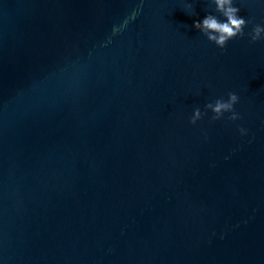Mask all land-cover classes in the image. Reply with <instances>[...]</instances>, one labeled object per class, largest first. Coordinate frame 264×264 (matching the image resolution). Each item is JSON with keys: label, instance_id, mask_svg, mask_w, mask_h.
Returning <instances> with one entry per match:
<instances>
[{"label": "water", "instance_id": "95a60500", "mask_svg": "<svg viewBox=\"0 0 264 264\" xmlns=\"http://www.w3.org/2000/svg\"><path fill=\"white\" fill-rule=\"evenodd\" d=\"M0 264H264V0H0Z\"/></svg>", "mask_w": 264, "mask_h": 264}]
</instances>
